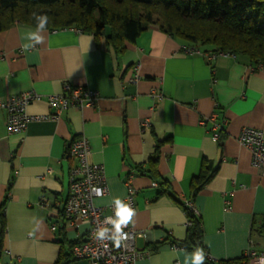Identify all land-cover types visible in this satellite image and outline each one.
Segmentation results:
<instances>
[{
    "label": "crops",
    "instance_id": "0c3cea01",
    "mask_svg": "<svg viewBox=\"0 0 264 264\" xmlns=\"http://www.w3.org/2000/svg\"><path fill=\"white\" fill-rule=\"evenodd\" d=\"M189 45L155 24L126 41L121 54L104 37L75 26L38 30L16 21L0 30V100L30 88L44 96L60 93L66 82L100 92L96 106L31 120L22 133L9 132L7 113L0 110V205L10 194L0 264H63L60 255L87 237L88 220L70 225L63 214L76 163L68 149L82 135L90 140L91 161L105 166L109 193L97 197V204L124 198L126 177L133 174L137 211L130 223L143 232L135 245L146 252L136 264H194L195 249L172 247L188 238L181 200L192 196L212 258L264 251V172L238 141L244 126L264 130V67L245 54L220 52L209 59L205 52H218L212 45L186 54ZM153 89L164 97L156 99ZM52 111L46 97L28 106L30 115ZM213 113L228 120L219 141L211 136V122L201 123ZM158 146L156 169L168 180L164 192L143 172ZM206 166L215 172L194 195L192 179ZM43 196L50 207L40 206ZM65 264L91 263L71 256Z\"/></svg>",
    "mask_w": 264,
    "mask_h": 264
},
{
    "label": "trees",
    "instance_id": "16d2710c",
    "mask_svg": "<svg viewBox=\"0 0 264 264\" xmlns=\"http://www.w3.org/2000/svg\"><path fill=\"white\" fill-rule=\"evenodd\" d=\"M37 15L47 17L45 27L75 26L104 37L116 54L125 50L126 41H135L155 24L190 42L213 45L218 51L245 54L253 63L264 67V0H0V30L16 21L37 27ZM159 146L151 157L150 167L143 172L150 173L164 192L168 188V180L159 177L156 169ZM214 172L206 166L193 177L194 195ZM9 197L8 194L0 205V253L7 228L5 207ZM190 198L194 201L193 196ZM181 204L192 225L188 226L187 240L174 244L195 250L202 246L204 264L248 263L246 255L236 259L212 258L203 242L201 213L195 214L184 200ZM261 231L264 233V223ZM79 242H72L70 252L62 253L59 262H68L73 246Z\"/></svg>",
    "mask_w": 264,
    "mask_h": 264
},
{
    "label": "built area",
    "instance_id": "2783aa9c",
    "mask_svg": "<svg viewBox=\"0 0 264 264\" xmlns=\"http://www.w3.org/2000/svg\"><path fill=\"white\" fill-rule=\"evenodd\" d=\"M183 52L186 54L203 53V50L196 45L184 46ZM205 52L209 59H213L218 53ZM138 65H136L137 67ZM262 67V65H259ZM254 68L252 67V70ZM139 75L131 78L136 81ZM156 99L161 100L164 96L161 92L152 90L151 93ZM47 98L52 108V112L41 115H30L28 106L34 100ZM100 99V92L96 89L77 86L66 82L63 91L44 96L35 89L30 88L16 94H10L5 99L0 100V110L7 113V127L11 133H22L26 130L31 120L58 119L64 110L71 107L96 106ZM211 122V136L215 141L222 138L227 119H218L216 113L202 118L201 123ZM149 122L145 121L144 126ZM238 141L245 145L251 152L252 163L255 167L264 172V130L252 126H244L238 136ZM69 156L76 160L70 169L69 176V196L64 204L63 214L70 225H75L80 220H88L91 224L86 238L75 244L71 250L73 259H86L91 264H136V262L146 254L144 250L136 247L135 239L142 236L143 232L133 228L130 221L126 225H121L120 230L116 228L117 203L109 205H99L96 198L109 193V185L106 178L105 166L102 163L91 161L92 147L87 136L82 135L74 139L68 149ZM128 188L127 195L119 199L122 203L137 211L136 194L137 187L133 183V174L126 177ZM152 185L158 187L159 183L153 181ZM95 189H100L97 194ZM10 195V194H9ZM186 205L197 215L200 210L195 202L189 197L184 199ZM52 202L45 196L40 200L41 207H50ZM134 216V215H133ZM132 216V217H133ZM186 226H191L192 221L186 216ZM52 230L58 228L56 222L51 223ZM104 231L102 239L97 238L99 231ZM123 235L119 245H116L112 237ZM172 247H180L172 244ZM245 255L248 258L247 264H264V251L256 253L254 250H247Z\"/></svg>",
    "mask_w": 264,
    "mask_h": 264
},
{
    "label": "clouds",
    "instance_id": "9594fccd",
    "mask_svg": "<svg viewBox=\"0 0 264 264\" xmlns=\"http://www.w3.org/2000/svg\"><path fill=\"white\" fill-rule=\"evenodd\" d=\"M37 20H38L37 29L38 30L44 29L45 25L47 23V17L43 16V15H37ZM28 35L34 37L36 40L41 39V37L39 35H37V33L35 31L28 32ZM23 48L25 50H27L29 48V44L24 43ZM95 191L97 192V194H100V192H101L100 189H95ZM116 203L118 206V208H117L118 220L115 223H116L117 230H120L121 225H126L129 223L132 216L134 215V210L130 206L126 205L125 203H122L120 200H117ZM123 235H126V234H122L120 232L119 236L112 237V240L114 241V243L116 245L120 244V241H121V238ZM103 237H104V231L101 230L97 233V238L102 239ZM193 260H194V264H204L205 255L201 249L198 248L193 253Z\"/></svg>",
    "mask_w": 264,
    "mask_h": 264
},
{
    "label": "rangeland",
    "instance_id": "374dc122",
    "mask_svg": "<svg viewBox=\"0 0 264 264\" xmlns=\"http://www.w3.org/2000/svg\"><path fill=\"white\" fill-rule=\"evenodd\" d=\"M192 43H193V45H196V46H203V45H205L202 42H192Z\"/></svg>",
    "mask_w": 264,
    "mask_h": 264
}]
</instances>
